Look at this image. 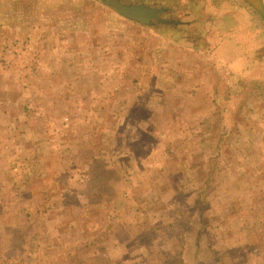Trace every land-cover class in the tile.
Wrapping results in <instances>:
<instances>
[{"label":"rangeland","instance_id":"obj_1","mask_svg":"<svg viewBox=\"0 0 264 264\" xmlns=\"http://www.w3.org/2000/svg\"><path fill=\"white\" fill-rule=\"evenodd\" d=\"M154 2L0 0V264H264V18Z\"/></svg>","mask_w":264,"mask_h":264},{"label":"crops","instance_id":"obj_2","mask_svg":"<svg viewBox=\"0 0 264 264\" xmlns=\"http://www.w3.org/2000/svg\"><path fill=\"white\" fill-rule=\"evenodd\" d=\"M224 6L228 7V4L224 3ZM237 6H238L237 11H239V13L236 16V25H235V27L237 28L238 31H240V30H245V29H241L242 26H245V27L247 26V30L244 33L246 35L251 36L253 34V32L256 31V29L255 30H249V27L251 28L252 26L255 25L254 23L251 24L250 21L252 19H255V18H254V16L251 13H249L250 12L249 10H248L249 12L247 11V8H246L247 6H244V5H237ZM226 9L227 8H225L223 10L226 11V12H231L230 8H228L230 10H226ZM226 12H224V16L225 17L228 15V14H226ZM213 14L216 15L217 13H213ZM218 18H219V16H218ZM253 22H255V20H253ZM217 26L219 28H216L215 31H217L216 35L218 34L217 37H216V41L219 43V49L222 48V49L226 50L227 46H229L230 44L233 43V40L231 38H228L229 33H228L227 30H225L224 28L222 30V29H220L219 25H217ZM221 27H222V25H221ZM257 31L261 32L262 30L261 29H257ZM262 33L264 34V31ZM262 33H259L258 35H260ZM215 36H213V37H215ZM206 40H209V38H206ZM236 43H239V42H236ZM257 43L264 44V40H261V41L259 40ZM176 44L179 45L181 43H176ZM183 45H185V43ZM234 45H236V44L234 43ZM171 82H172V85H177V86L178 85H187V86H190V87H194V89H192L190 87L188 88L187 95L190 96V99L191 100H196V101H198L200 99L203 104H204V102H208V92L205 89V86H208L211 83H210L209 80H207V78H203V79L194 78V77L193 78H182L180 76V77H172L171 78Z\"/></svg>","mask_w":264,"mask_h":264},{"label":"water","instance_id":"obj_3","mask_svg":"<svg viewBox=\"0 0 264 264\" xmlns=\"http://www.w3.org/2000/svg\"><path fill=\"white\" fill-rule=\"evenodd\" d=\"M103 3L113 7L120 15L123 17L140 22L142 24L151 23V19L155 18L158 21H162L165 23H174L175 20H167L159 18L158 13L159 9H151L143 5H135V4H125L120 0H101ZM251 6H253L257 12L264 18V0H245Z\"/></svg>","mask_w":264,"mask_h":264},{"label":"flooded vegetation","instance_id":"obj_4","mask_svg":"<svg viewBox=\"0 0 264 264\" xmlns=\"http://www.w3.org/2000/svg\"><path fill=\"white\" fill-rule=\"evenodd\" d=\"M120 1L123 2V3H125V4L143 5V6H146V7H148V8H151V9H159L160 12L158 13V16H159V18H162V19H164L162 15H165V14H167V12H168V11H166V8H162V7L158 6V5L154 2V0H142V1H140V3H132V2H129V1H127V0H120ZM154 22H156V23L159 22V23L167 24V23H165V22L158 21L157 19L152 18V19H151V23H149V24H147V25H151V24H153Z\"/></svg>","mask_w":264,"mask_h":264},{"label":"trees","instance_id":"obj_5","mask_svg":"<svg viewBox=\"0 0 264 264\" xmlns=\"http://www.w3.org/2000/svg\"><path fill=\"white\" fill-rule=\"evenodd\" d=\"M178 264H181V262H179Z\"/></svg>","mask_w":264,"mask_h":264}]
</instances>
